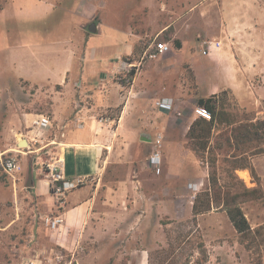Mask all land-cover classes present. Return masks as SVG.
I'll return each mask as SVG.
<instances>
[{
	"label": "crops",
	"instance_id": "crops-1",
	"mask_svg": "<svg viewBox=\"0 0 264 264\" xmlns=\"http://www.w3.org/2000/svg\"><path fill=\"white\" fill-rule=\"evenodd\" d=\"M99 4L98 0H2L0 70H3V76L23 80L30 85L49 84L55 89L61 86L70 87L75 81L77 45L73 40L74 31L79 30L81 26L79 23L83 22L80 20L73 24L74 15L79 12L78 7L81 5H87V11L94 12V8ZM106 4L104 1L103 5L107 6ZM215 4V0H140L135 4L134 13L129 17L137 20V16L142 14L144 17L147 13L152 22L150 28L152 32L149 33L154 36L163 35L170 45V50L143 63L124 92L119 91L121 96L118 100V104L120 103L118 113L98 112L100 108L111 107L114 104L116 89H112L99 102L93 101L79 107L76 104L75 109L72 108L71 102L63 101L60 95H54L50 114L46 115L50 126L40 130L34 140H31L34 135L32 121L43 113L23 112L21 116L16 117L13 129L22 133L23 137L16 138L9 150H12L10 151L12 153L25 151V147L17 146L21 138H25L27 146L33 150L27 154H19L21 172L17 177L21 178L23 188L30 190L38 199L43 212L54 214L57 209L45 174L39 168L34 171L35 157L38 154L47 160L60 158L66 178L77 176L87 178L86 183L67 193L64 205L59 209L62 222L53 232L48 233L51 245L69 252L73 259L76 257L75 250L80 245L92 248L95 243L99 246L121 245V242L127 239L125 233L127 230L142 231L145 228L144 223L149 220L147 217L157 214L158 211H154L152 206L145 207V203L149 204V198L152 197L149 190L155 186V182L166 180L167 177L150 175L152 170L148 162L146 167L145 159L152 151L151 142L157 132L175 135V139L171 138L172 141L169 139L168 141L173 142V148L177 150L180 147L179 140L189 138L188 131L196 117L187 101L188 98L185 97L186 93H190V78L183 75L182 71L187 65L197 83L205 80L203 74L197 73L193 66V57L190 55L197 50L200 51L196 48V39L201 34L202 36L210 34L208 28L195 25L190 18L191 15H195L198 21H207L214 13ZM173 10H178L179 13H174ZM172 13L177 15L176 18H172ZM120 35L125 49L123 52L130 54L140 34L128 26ZM89 47L83 53L82 73L87 72L85 59ZM219 50L207 56L210 60L208 69L215 76L211 80L220 77V74L215 73L217 69L226 68ZM185 51H188V57L181 58ZM101 82L103 81H94L93 89H100ZM55 92L59 90L56 89ZM95 94L93 92L92 100ZM210 95L216 96L219 100L218 93L214 91L200 97ZM162 97L171 99L170 110L155 106V100ZM219 114V118L225 115ZM215 124L208 144L211 145L215 140L217 149L223 148L224 144L227 146L231 144L232 146H228L230 149L227 157L236 151L233 157L239 159L238 165L245 164L234 166L232 169L234 175L246 188H253L257 185L254 183H260L264 190L262 163L264 152L252 153L255 147L249 145V142L240 145L236 150L231 137L232 125L225 121ZM224 129L227 133H223ZM223 135L224 139L221 138ZM226 137H229V141H225ZM204 152L207 155V151ZM29 156H32L33 166L29 163ZM177 157L178 154L163 157L162 151V161L167 175L176 177L174 171L178 168ZM250 167L253 168L257 179L251 174ZM36 171L39 172V176L35 175ZM128 194L133 195L136 202L134 208H127L125 205ZM247 221L250 230L246 233L237 232L231 224L237 234L249 238L245 243L250 244L259 225L253 226L249 219ZM138 251L142 253L128 257L124 264H148V257L143 253H146V250ZM81 258L80 260H83V257Z\"/></svg>",
	"mask_w": 264,
	"mask_h": 264
},
{
	"label": "rangeland",
	"instance_id": "rangeland-1",
	"mask_svg": "<svg viewBox=\"0 0 264 264\" xmlns=\"http://www.w3.org/2000/svg\"><path fill=\"white\" fill-rule=\"evenodd\" d=\"M104 1L107 6L103 5ZM215 1L214 13L207 21H198L195 15H191L190 19L195 25L208 28V33L212 32L208 36L201 34L196 39L198 41H195L196 48L201 51V44L205 39H219L222 42L219 53L223 55L226 68L217 69L215 73L220 74V77L211 80L215 76L208 69L210 60L197 50L190 57H193V66L197 73L203 74L205 80L197 83L186 65L182 74L190 78V93H186L185 97L193 109L201 95L214 91L219 95L220 107L226 111L237 112L239 116L248 113L254 118L253 121L261 119L264 117V0ZM98 2L101 5H97L94 12H88L87 5H81L77 15H74L73 24L80 20L83 22L79 23L80 29L74 31L73 40L77 45L75 81L70 87H56L59 92H55L56 89L49 84L30 85L23 80L6 78L3 70H0V157L12 153L9 149L15 139L23 137L22 133L13 129L16 117L23 112L49 115L54 95H60L63 101L71 102L75 109L76 104L79 107L93 101L97 103L110 90L116 89L114 104L100 108L98 112L118 113L120 93L129 85L120 84V78L131 68L134 69V74L137 71V65L130 67L127 63L137 64L140 61L146 43L166 41L163 35L154 36L149 33L152 32V22L147 13L144 17L142 14L137 16V20L129 17L140 0ZM173 12L179 13L178 10ZM172 15V18L177 16L173 13ZM91 21L98 24L96 33H90L86 29ZM128 26L140 34L133 47L134 54L133 51L130 54L123 52L125 49L120 34ZM88 46L90 50L85 59L87 72L82 73V57ZM133 55L135 59L129 60L128 57ZM182 57L187 58L188 51L183 52ZM148 60L150 59L145 57L140 67ZM95 69L97 70L94 71ZM94 81H103L100 89H93ZM93 92L96 94L92 100ZM223 133H227V130L224 129ZM161 134L163 157L178 154V168L174 171L176 177L167 175L164 161L159 174L149 170V174L155 177H167L166 180L155 182V186L149 190L152 194L149 204L145 203V207L152 206L154 211H158L157 214L147 217L149 220L144 223L145 228L142 231L127 230V239L121 245L99 246L95 243L93 248L78 246L75 250L76 257L79 253L77 262L76 257L73 259L69 252L57 249L48 240V233L54 230L46 227L43 218L53 213L43 212L33 193L23 188L21 178L18 176L13 183L0 166V264H124L128 257L142 253L138 251L142 249L146 250L143 253L148 257V264H264V190L260 183H254L257 184L253 187L255 192H244L243 184L230 168L231 158L227 157L230 148L224 144L223 148L217 149L214 140L211 147L215 152L214 169L220 185L224 188L230 187L232 193H240L236 199L237 204L242 207L253 226L259 225L250 245L245 243L248 237L234 231L223 207L214 205L204 214L195 216L190 212L195 193L210 185L207 175L212 167L208 165L201 141L189 135L188 139L179 140L180 147L177 150L173 148V142L168 141L175 139V135L163 132ZM224 137L223 135L221 138ZM17 146L24 148V145ZM146 160L148 157L145 159L147 167ZM32 161V156H29L31 166ZM34 164V171L36 168L41 170L38 162ZM35 175L40 174L36 171ZM190 184L194 186L190 187ZM24 186L27 187L25 184ZM127 199V208H134L136 202L133 195L128 194ZM56 204L54 201V205ZM58 255L62 256L59 262ZM81 257L83 260H80Z\"/></svg>",
	"mask_w": 264,
	"mask_h": 264
},
{
	"label": "trees",
	"instance_id": "trees-1",
	"mask_svg": "<svg viewBox=\"0 0 264 264\" xmlns=\"http://www.w3.org/2000/svg\"><path fill=\"white\" fill-rule=\"evenodd\" d=\"M146 45L147 43L143 46V49ZM134 52L135 51H133L132 54H134ZM134 56L135 55H133V57H128V59L133 60L135 59ZM133 76L134 69L131 68L125 73L123 78H120V84H129ZM197 104L205 106L210 111V117L207 119L202 117L196 118L189 128L188 134L191 135L193 139L201 141V148L203 151H207L206 157L209 162L208 165L212 167V169L209 172L208 177L210 185L206 189H202L201 191L195 193L191 206V213L195 216L209 211L212 207H214V205L216 207L221 206L225 209L235 230L239 233H246L250 230V225L241 207L237 204L236 199L240 193H232L230 191V187L224 188L223 185H220L214 169L216 161L214 148L211 147L208 142L211 130L215 128V122L225 121L226 123L232 125L231 137L235 143L236 150L239 149L240 145H244L249 142V145H253L255 147L252 153L264 152V117L251 121L253 117L248 113H242V115L239 116V113L237 112H228L226 109L220 107L219 100L214 95L198 98ZM219 113H225V115L219 118ZM234 124L236 125L233 126ZM222 134L223 133H221V135ZM225 141H229V137H226ZM228 146L232 145L228 144ZM235 152L228 156L229 158L232 157L229 161L231 169H233L234 166L245 165H238V163H240L239 159L233 157L236 155ZM250 169L253 177L257 179L253 168L250 167ZM240 182L243 184L242 181ZM243 188L244 192H255V188H246L244 184Z\"/></svg>",
	"mask_w": 264,
	"mask_h": 264
},
{
	"label": "built area",
	"instance_id": "built-area-1",
	"mask_svg": "<svg viewBox=\"0 0 264 264\" xmlns=\"http://www.w3.org/2000/svg\"><path fill=\"white\" fill-rule=\"evenodd\" d=\"M222 46V42L219 39H205L201 44V53L205 56H210L211 54L218 51ZM170 50V45L166 41L152 42L148 43L146 47L142 50L140 61L135 63L128 62L127 65L130 67H135L137 69L140 67L141 62L147 57L148 59H155L160 54L166 53ZM155 106L164 109L170 110L172 107V101L170 98L162 97L155 100ZM193 113L196 118H209L210 111L203 105H195L193 107ZM105 120V119H101ZM50 126V121L48 116L40 114L38 118L32 121V129H34V135L31 140L37 138L40 130H43ZM162 139L163 136L161 133H157L153 139L152 151L148 157V165L155 174H159L162 169ZM29 146H26L25 151H18L17 153H6L3 157H0V166L4 173L15 183L17 174L21 172V160L19 154H27ZM27 150V151H26ZM35 161L41 165V172L45 174V177L48 181L49 191L53 200L57 203L56 213L52 215H46L43 218L44 224L48 229L55 230L60 223L62 222V216L59 212V209L63 207L65 197L69 191L72 189L84 184L87 182L85 176H77L74 178H66L62 171V160L60 158L47 160L43 159L39 154L35 157ZM35 162V163H36ZM190 187L194 186L193 184L189 185ZM62 256H57V262L61 260Z\"/></svg>",
	"mask_w": 264,
	"mask_h": 264
},
{
	"label": "water",
	"instance_id": "water-1",
	"mask_svg": "<svg viewBox=\"0 0 264 264\" xmlns=\"http://www.w3.org/2000/svg\"><path fill=\"white\" fill-rule=\"evenodd\" d=\"M87 30L91 33H96L98 30V26L97 23L95 21H91L88 25H87ZM17 145H24L22 147H26L27 146V140L25 138H21Z\"/></svg>",
	"mask_w": 264,
	"mask_h": 264
}]
</instances>
